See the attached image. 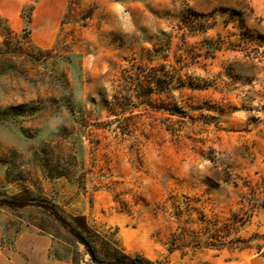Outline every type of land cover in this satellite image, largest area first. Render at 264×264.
I'll return each instance as SVG.
<instances>
[{
  "label": "rangeland",
  "instance_id": "374dc122",
  "mask_svg": "<svg viewBox=\"0 0 264 264\" xmlns=\"http://www.w3.org/2000/svg\"><path fill=\"white\" fill-rule=\"evenodd\" d=\"M24 1L0 264H264V0Z\"/></svg>",
  "mask_w": 264,
  "mask_h": 264
},
{
  "label": "crops",
  "instance_id": "0c3cea01",
  "mask_svg": "<svg viewBox=\"0 0 264 264\" xmlns=\"http://www.w3.org/2000/svg\"><path fill=\"white\" fill-rule=\"evenodd\" d=\"M24 0H0V16L7 20L13 29L22 27L20 11L24 5Z\"/></svg>",
  "mask_w": 264,
  "mask_h": 264
},
{
  "label": "trees",
  "instance_id": "16d2710c",
  "mask_svg": "<svg viewBox=\"0 0 264 264\" xmlns=\"http://www.w3.org/2000/svg\"><path fill=\"white\" fill-rule=\"evenodd\" d=\"M27 22H29V18L27 19ZM0 205L1 206H6V207H10V208H14V207H20V206H24L23 203L17 202V201H13V200H6V199H0ZM40 206V205H39ZM48 209L50 212H54L52 209H49L48 207H43ZM55 218L61 222L67 229L68 232L74 236L75 238H77L80 242H82L83 244L84 241L83 239L80 237V235L75 232L67 223L66 221H64L57 213H54ZM86 245V244H85ZM86 247L88 248V252L90 253L91 256H93L90 248L86 245ZM117 264H130V263H123L122 261H119V263Z\"/></svg>",
  "mask_w": 264,
  "mask_h": 264
}]
</instances>
